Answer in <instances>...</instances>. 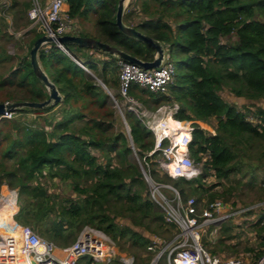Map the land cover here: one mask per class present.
Segmentation results:
<instances>
[{
  "label": "trees",
  "instance_id": "16d2710c",
  "mask_svg": "<svg viewBox=\"0 0 264 264\" xmlns=\"http://www.w3.org/2000/svg\"><path fill=\"white\" fill-rule=\"evenodd\" d=\"M117 1L67 0L66 14L71 21L67 33L107 42L142 61H152L155 52L151 46L124 35L115 25ZM17 6L12 0L9 8L16 31L28 26L25 13L31 2ZM0 11L5 13L4 7ZM3 20L0 16V26ZM122 20L161 42L164 51L167 49V58L174 57V73L166 92H152L132 84L127 94L152 111L177 104L173 118L192 122L188 149L194 161L202 162L199 177L159 178L151 162L159 154L150 153L154 146L152 132L128 107L123 110L128 133L115 130L118 115L111 97L120 98L113 92L119 88L116 56L81 46L78 51L86 48L91 53L74 54L68 49L77 45L68 43L62 48L53 42L49 47L42 46L37 56L61 101L42 108H18L13 115L38 116L58 106L59 117L52 115L43 124L33 120L34 125L24 121L23 116L0 118L4 125L0 126V186L6 184L17 191L18 210L10 222L14 219L18 224L33 226L57 247L73 243L88 226L105 233L123 250L128 242L139 250L135 257L148 264L151 256L140 258L139 253H146L150 236L171 238L175 227L164 221L161 208L149 197L134 155L156 182L171 183L182 199L196 194L197 204L205 199L209 203L221 195L210 192L221 182L204 184L209 171L219 181L244 169L250 174L251 184L255 181L251 176L264 167V108L254 106L264 100V0H129ZM88 22H94L96 34L86 30L84 24ZM0 34L2 38L13 35L6 36L2 29ZM41 35L37 33L25 44V54L15 56L0 51V66L16 59L5 75L0 73V102L48 98L47 88L35 77L29 61V49ZM95 80L112 90L111 97ZM223 88L244 98L254 109L241 111L224 101L219 94ZM249 113L255 123L249 120ZM210 119L216 121L213 134L196 123ZM252 152L257 153L253 156ZM58 182L71 194L55 189ZM260 183H264V174ZM4 214L6 218L0 217L1 222H7L12 211L8 208ZM117 219H125L129 225ZM255 225L257 246L244 247V251L252 253L251 263L264 253V214ZM212 229L210 225L208 232ZM201 241L212 254L235 249V244L225 245L222 239L215 246L205 243L204 238ZM77 264L101 263L84 255Z\"/></svg>",
  "mask_w": 264,
  "mask_h": 264
},
{
  "label": "built area",
  "instance_id": "2783aa9c",
  "mask_svg": "<svg viewBox=\"0 0 264 264\" xmlns=\"http://www.w3.org/2000/svg\"><path fill=\"white\" fill-rule=\"evenodd\" d=\"M30 2L31 6L27 10L29 28L36 27L37 32L54 38L68 34L71 21L65 10L67 0H47L44 4L42 0ZM7 5V2H2L0 8ZM76 62L87 70L83 64ZM118 64L119 90L129 103L128 109L132 110L153 134L154 146L150 153L159 151L164 159L162 167L173 178L199 177L202 162L195 163L188 149L192 141L193 128L181 126L182 121L173 118L178 108L177 104H172V107L168 108L162 105L154 113L163 112L165 116L157 118L154 113L147 112L138 101L127 94L132 84L152 92H166L174 73L173 62L164 53L161 64L151 69H144L135 63L120 59ZM133 105L134 107H130ZM12 115L13 112H6L0 118L10 119ZM144 176L149 186V197L161 208L164 221L173 225L176 230L167 241L150 236L151 242L146 247V254H153V257L148 264H157L162 257H165V264H264V253L257 262L251 263L242 258H224L212 254L202 244L200 228L232 214L226 213L227 208L225 209L223 203L209 202L201 208L194 198L182 199L175 189L171 190L173 196L170 198L163 192L166 184L155 182L146 174ZM1 199L12 201L13 206L17 202L16 195L13 199L9 197ZM239 212H243V209ZM219 214L221 215L218 216ZM2 229L4 234L0 233V264H77L78 259L84 255L91 256L94 261L105 258L109 260L111 256L107 252L106 242L109 239L106 234L94 228H91L90 232L82 230L73 243L59 248L53 242L39 236L29 225L13 221L8 225H2ZM122 261L123 264H142L128 256H124Z\"/></svg>",
  "mask_w": 264,
  "mask_h": 264
},
{
  "label": "rangeland",
  "instance_id": "374dc122",
  "mask_svg": "<svg viewBox=\"0 0 264 264\" xmlns=\"http://www.w3.org/2000/svg\"><path fill=\"white\" fill-rule=\"evenodd\" d=\"M24 1H29V0H15V2L17 3V8L20 7V3L24 2ZM41 1V0H40ZM2 2H7L8 5L5 8V13H2L0 11V16H2L4 18V23L0 26V29H2L4 32H6L8 35L6 36H11L12 38H2L1 34H0V51L1 50H5L7 54L10 55H21V54H25L27 52V47L25 46V44H29L30 40L39 32H37V28L35 29L34 27L30 26L29 28V24L28 26L25 27H20L19 30H15L14 29V25L12 24V19L10 14H12V12L9 11V8L11 6V2L12 0H0V5H2ZM45 3V0H42V4ZM128 4V3H127ZM127 6V5H126ZM30 8V7H29ZM28 8V9H29ZM126 8V7H125ZM27 9V10H28ZM125 10V9H124ZM2 14V15H1ZM26 18L28 19L27 16V12L25 13ZM10 16V18H9ZM22 24L25 22V20H21ZM29 21V19H28ZM94 22H88L84 24V27L86 28V30L89 31V33H93L96 34V29L93 26ZM31 29L29 32L28 30ZM85 31V29L83 30ZM17 33H20V35H18ZM40 34V33H39ZM53 42L50 43H46L43 45L44 48L49 47ZM78 46H71L69 47V51H72L74 54H76V52L79 53H84V55H88L91 53L90 49H86V48H80L79 50L82 51H78ZM165 52H167V49L165 50ZM82 55V54H81ZM169 60H171L172 62L174 61V57H172L171 59L168 58ZM16 63V59L14 58L13 60H11L10 63H6L5 66H0V73H4V75L7 73V70L9 69V66H14ZM119 69L117 70V75H118ZM91 73V71H90ZM97 82V84H99L103 90L108 93V95L111 97L112 93L117 92L120 94V98L118 100H115L114 98L111 97L113 104L112 106L116 109L117 111V115H118V120L116 122V126L114 127L115 130H123L124 132L128 133V126L126 125V122L123 118V110L125 109V107H129V103L125 100V98L123 97V95L121 94L119 88L116 89L115 91L112 92V90H109L103 83H101L99 80H95ZM219 94L221 96V98L231 104H234L239 110L241 111H247V110H252L254 109L253 106H250L249 102L246 101L244 98L241 97H236L234 96L232 93H230V91H228L226 88H223L219 91ZM0 97H1V92H0ZM176 104V103H174ZM254 106H262L264 108V100H260L254 103ZM167 108L168 107H172V105L170 104H166L165 105ZM130 107H134L130 106ZM142 107V106H141ZM161 106H159L158 108H160ZM157 108V109H158ZM250 108V109H249ZM145 109V108H144ZM156 109V110H157ZM147 112L149 113H154L156 110L152 111V110H148L145 109ZM12 115V119L18 118L20 116H23V120L26 122H33L32 125H34V121L36 120L37 122L43 124L44 122H46L52 115L55 117H59V107L56 106L54 107L51 111L44 113L42 115H38L36 116L33 113H25L22 115ZM154 115L157 118H162L165 116V114H163V112H161V114H157L154 113ZM248 118L251 122L255 123V117L252 116L250 113L248 114ZM196 123L199 125V127H201L202 129H204L205 131H207L208 133L213 134L214 133V127L216 124V121L214 119H210L209 122H201V121H196ZM181 126H189L192 127V122L191 121H182L180 122ZM0 126H4L3 123L1 124L0 122ZM8 126V125H6ZM153 135V134H152ZM154 139V138H153ZM257 152H252L253 156H255ZM135 160L137 161L140 170L144 176V174L148 175L147 172H145L143 165H142V160H140L138 158L137 155H134ZM193 159V158H192ZM205 160V156L203 157L202 161ZM194 161V160H193ZM151 162L153 164V168L154 170L157 172V175L159 176V178H164L165 175L169 176L167 174V172L165 171V169L162 167V163L164 162L163 156H161L160 154H158L156 157L151 159ZM196 163V161H194ZM264 167H261L259 169H257L256 171V176H251L252 181L255 180L254 182H252L251 184L249 183V177L250 174L245 172L246 170H241L237 173H233L230 175L229 179H221V180H217V178L215 177V175L213 174V171H209V173H211L209 176H207L206 178H204L203 180L205 181L204 184L207 186L216 183V182H221L220 185L215 186L210 192H217L218 195L216 197H214V200H212L211 202L214 201H218L224 204V207L226 209V213L231 212L232 214L227 217V218H222L221 220H217L214 222H211L210 224H207L203 227L200 228V234L202 238L205 239V243L209 242L212 243V245L214 244V246L217 244L219 239H222L225 243V245H231V244H235V249L234 251H221L218 253V255H220L221 257L223 256L224 258H231V257H235V258H242L248 262H250V256H252V253H248L246 251H244V247L250 246V247H256L257 246V239L258 236L256 235V225L255 222H257V220L259 219V216L261 214H264V183H260V180L264 174V172H262L264 169ZM149 176V175H148ZM145 177V176H144ZM152 179L156 182V180L152 177ZM166 184L163 192L169 196L170 198L173 196L172 195V191L173 189H175L176 191H178V188H176L175 186H173L171 183L167 182L164 183ZM147 187L148 184H147ZM58 191H60L61 193L67 195V194H71L70 191L68 189H66V187L62 186L59 182L57 183L56 188ZM230 190V191H228ZM63 191V192H62ZM59 192V193H60ZM6 195V194H4ZM180 196V194H179ZM192 197L195 200L197 199V195L196 194H189L187 195V198ZM182 198V196H181ZM206 200V199H205ZM203 200L202 204H200V207L203 208L206 204H207V200L205 201ZM0 203H2L1 200V189H0ZM243 209V212H239L240 210ZM224 214V213H222ZM221 214H219L218 216H220ZM5 222V220H4ZM116 222L120 223V224H126L129 225V223L125 220V219H117ZM4 224V223H3ZM210 225L213 226L212 231L208 232V228L210 227ZM33 231H35L38 235L39 232L31 225H29ZM231 228L230 230H224V228ZM90 227H84L83 231L86 232H90L91 228ZM176 233V230H173V235ZM231 235L233 236L231 239H228L226 236ZM264 235V234H263ZM40 236V235H39ZM106 237L109 239V241H107V247H108V251L111 256L109 258V260L107 258H105L104 260H98L97 262L101 263V264H123L122 258L124 256H128V257H133L137 262H141L143 263V261H141L140 259H137L135 257V253H137V251H139L137 248H134L129 245L128 242H126L124 244V250L121 249L120 245L118 242L113 241L112 239H110L109 236L106 235ZM161 240H169L170 238H160ZM122 242V241H120ZM209 247V246H207ZM59 248V247H58ZM128 248V249H127ZM140 258H147L148 256L153 257V254H146L145 252H141L139 253ZM16 264V263H14ZM157 264H165V257H162L159 262Z\"/></svg>",
  "mask_w": 264,
  "mask_h": 264
},
{
  "label": "water",
  "instance_id": "95a60500",
  "mask_svg": "<svg viewBox=\"0 0 264 264\" xmlns=\"http://www.w3.org/2000/svg\"><path fill=\"white\" fill-rule=\"evenodd\" d=\"M129 0H118L115 9V25L118 30L126 36L134 38L146 45L151 46L154 49L155 56L152 61H142L126 52L118 50L116 47L112 46L107 42H103L91 37L76 35V34H64L58 38H54L48 35H41L36 38L29 49V61L32 71L35 77L47 88L48 98L44 101H5L0 102V116L4 113L13 112L15 109L22 107L29 108H42L48 105H53L61 101V96L56 89V86L47 78L44 71L41 69L38 62V50L46 43L55 42L58 43L62 48L65 44H75L77 46L90 48L93 50L101 51L109 55L116 56L120 60L135 63L144 69H151L158 67L164 58V47L161 42L155 40L154 38L139 32L131 26H127L123 20V12ZM69 56L72 55L66 51ZM73 58V57H72Z\"/></svg>",
  "mask_w": 264,
  "mask_h": 264
},
{
  "label": "crops",
  "instance_id": "0c3cea01",
  "mask_svg": "<svg viewBox=\"0 0 264 264\" xmlns=\"http://www.w3.org/2000/svg\"><path fill=\"white\" fill-rule=\"evenodd\" d=\"M45 1H47V0H45ZM68 9V5L67 4H65V10H67ZM9 18H10V16H9ZM73 59L75 60V61H78V62H80L79 60H77L75 57H73ZM85 67V66H84ZM86 68V67H85ZM87 72L89 71L88 69L86 70ZM0 189H1V197H9V198H11V199H13L14 198V196L16 195V199H17V191H16V189H10L6 184H3V185H1L0 186ZM4 194H6V195H4ZM8 208H10V210L12 211V214L11 215H9V216H7V222L5 223L4 222V220L1 222L0 221V224L2 225L3 223L4 224H9V223H11L10 222V218H11V216H12V218H13V215L17 212V210H18V206H17V202L14 204V206H13V204H12V201H2V203L0 204V217H5L6 218V216H5V212H6V210L8 209ZM13 221H15L14 219H13Z\"/></svg>",
  "mask_w": 264,
  "mask_h": 264
},
{
  "label": "bare ground",
  "instance_id": "6f19581e",
  "mask_svg": "<svg viewBox=\"0 0 264 264\" xmlns=\"http://www.w3.org/2000/svg\"><path fill=\"white\" fill-rule=\"evenodd\" d=\"M2 225H4V224H2ZM2 225L0 224V233L4 234V230L2 229Z\"/></svg>",
  "mask_w": 264,
  "mask_h": 264
},
{
  "label": "clouds",
  "instance_id": "9594fccd",
  "mask_svg": "<svg viewBox=\"0 0 264 264\" xmlns=\"http://www.w3.org/2000/svg\"><path fill=\"white\" fill-rule=\"evenodd\" d=\"M171 177V176H170ZM173 178V177H172ZM178 178V177H177ZM184 178V177H183ZM186 179V178H185ZM191 180V179H190ZM2 200V199H1Z\"/></svg>",
  "mask_w": 264,
  "mask_h": 264
}]
</instances>
